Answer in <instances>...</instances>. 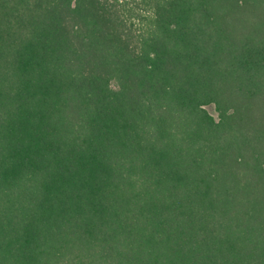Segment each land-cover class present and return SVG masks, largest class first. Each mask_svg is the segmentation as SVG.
I'll list each match as a JSON object with an SVG mask.
<instances>
[{"label":"trees","instance_id":"16d2710c","mask_svg":"<svg viewBox=\"0 0 264 264\" xmlns=\"http://www.w3.org/2000/svg\"><path fill=\"white\" fill-rule=\"evenodd\" d=\"M0 264H264V0H0Z\"/></svg>","mask_w":264,"mask_h":264},{"label":"rangeland","instance_id":"374dc122","mask_svg":"<svg viewBox=\"0 0 264 264\" xmlns=\"http://www.w3.org/2000/svg\"><path fill=\"white\" fill-rule=\"evenodd\" d=\"M205 108L215 119H217V112L213 104H208Z\"/></svg>","mask_w":264,"mask_h":264}]
</instances>
